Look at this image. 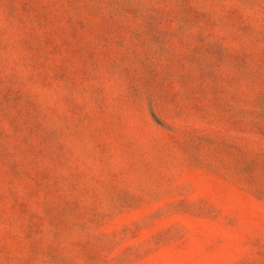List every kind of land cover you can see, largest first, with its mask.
<instances>
[{"label": "rangeland", "instance_id": "1", "mask_svg": "<svg viewBox=\"0 0 264 264\" xmlns=\"http://www.w3.org/2000/svg\"><path fill=\"white\" fill-rule=\"evenodd\" d=\"M0 264H264V0H0Z\"/></svg>", "mask_w": 264, "mask_h": 264}]
</instances>
